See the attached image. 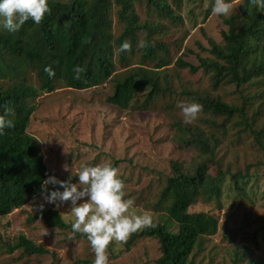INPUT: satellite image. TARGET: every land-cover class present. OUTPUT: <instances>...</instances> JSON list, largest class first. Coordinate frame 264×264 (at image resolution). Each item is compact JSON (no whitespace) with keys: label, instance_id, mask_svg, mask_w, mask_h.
I'll return each mask as SVG.
<instances>
[{"label":"rangeland","instance_id":"1","mask_svg":"<svg viewBox=\"0 0 264 264\" xmlns=\"http://www.w3.org/2000/svg\"><path fill=\"white\" fill-rule=\"evenodd\" d=\"M241 1L231 0L229 12L217 16L212 13L214 0H180L179 7L173 0H165L175 20L157 16L146 6V0L133 3L137 23L150 30L135 33L132 50L129 40L126 41L129 48L123 52L124 60H120L115 48V73L111 80L86 90H72L58 83L52 92L42 93L31 102L34 109L27 133L40 145L46 179L71 178V183H77L76 175L82 166L109 163L118 169V176L124 181L125 198L134 201L132 211L147 212L152 221L157 222L164 214L156 210V204L160 187L170 173V162L182 163L191 173L202 162L211 177L218 171L225 173L219 183V196L208 200L198 197L188 210L205 212L217 220L215 234L200 240L190 257L191 264H264V242H260L264 236V78L252 85H242L239 90L232 84L213 87L210 74L202 70L191 74L174 65L181 58L198 66V57H211L207 52L209 42L223 45L222 33L227 30L223 20L237 12ZM118 10L119 6L113 4V39L120 36L124 27ZM148 40L152 41L151 46L161 43L166 48V53L156 52L165 63L158 74L164 92L147 110L141 107L148 90L136 95L126 110L108 104L106 99L113 93L114 78L119 80L128 69L138 65L146 69L156 65V61L140 58L142 44ZM28 80L36 85L32 76ZM5 84L0 81L1 86ZM192 93H202L229 106L239 107L246 99L248 126L240 124L237 117L225 120L203 108L194 120L186 122L179 105L198 103ZM176 124L182 130L193 128V133L200 128L209 150L186 144L184 140L193 135L182 134ZM233 175L248 177L242 194L233 189ZM57 190L63 191L58 184H44L42 192L24 206L0 217V264H93L95 254L84 236L46 228L40 220L33 219L39 209H52L71 226V202H48L49 193ZM80 202L83 201L77 203ZM168 229L175 231L176 227L171 223ZM20 235L41 245L48 254L31 255L21 250L9 253L5 244L14 243ZM253 238L258 241L256 245ZM126 240L110 242L108 264H156L160 252L155 239H136L128 249Z\"/></svg>","mask_w":264,"mask_h":264},{"label":"trees","instance_id":"2","mask_svg":"<svg viewBox=\"0 0 264 264\" xmlns=\"http://www.w3.org/2000/svg\"><path fill=\"white\" fill-rule=\"evenodd\" d=\"M140 0H48L49 13L40 23L31 19L16 32L0 30V113L5 106L14 110V127L5 129L0 135V217L24 206L31 197L42 192L46 180V166L38 141L27 133L30 115L33 112L31 102L42 93L52 92L57 84L72 90H86L112 79L115 73L114 50L124 60L121 45L129 40L132 50L134 35L139 30H150L146 25L137 23L133 12V3ZM179 7L180 0H173ZM113 4L119 6L117 16L124 24L117 38L111 35L112 21L110 13ZM146 6L152 8L159 17L176 19L174 12L165 0H146ZM227 30L222 33L223 45L209 42L206 58L198 57V66L178 58L174 65L179 70L194 74L199 70L210 74L213 87L219 84H232L239 90L242 85H252L264 78V7H256L250 0H242L236 13L223 20ZM149 28V29H148ZM145 41L141 47L142 61H156L151 69L138 65L128 69L119 80L113 79V93L106 102L119 109L126 110L135 96L145 93L144 105L147 110L164 91L160 83L159 69L165 66L162 58L156 55L166 53L163 44L151 46ZM75 66L83 71L77 74ZM51 67L55 75L49 77L45 72ZM32 76L36 85L29 83ZM164 79V78H163ZM168 89H165V91ZM202 108L225 120L237 117L240 124L248 126L245 115L246 99L241 105L229 106L202 93H192ZM177 129L185 134L192 133L193 138L184 140L186 144L208 151L209 144L203 138L200 128ZM258 146L262 147L258 137ZM264 152V147H262ZM170 173L166 176L158 192L156 207L164 212L157 222L152 221L131 234L126 242L128 249L136 239H155L160 256L156 264H191L190 257L200 240L216 232L217 220L205 213H189L196 198L208 200L219 196V183L225 173L218 171L214 177L207 174L205 163L196 164L191 173L178 161L170 162ZM233 189L243 193L248 183L246 175H233ZM33 219L40 220L46 228L69 230L58 211L39 209ZM174 224L175 231L168 229ZM77 237L84 236L74 233ZM87 239V238H86ZM257 244L256 239H252ZM260 242H264L261 239ZM8 252L21 250L31 255H46L48 251L41 245L20 235L14 243H6ZM235 255V254H234ZM238 262L237 255H235ZM234 264V262H233ZM250 264H253L250 262Z\"/></svg>","mask_w":264,"mask_h":264},{"label":"clouds","instance_id":"3","mask_svg":"<svg viewBox=\"0 0 264 264\" xmlns=\"http://www.w3.org/2000/svg\"><path fill=\"white\" fill-rule=\"evenodd\" d=\"M250 2L256 7H264V0ZM231 7V0H214L212 13L226 15ZM49 11L48 0H0V27L10 33L16 32L29 19L33 23H40ZM120 47L123 51L129 48V44L125 42ZM74 71L78 78L83 69L75 66ZM45 72L49 77L55 75L51 67H46ZM179 107L186 122L194 120L202 110V105L195 102L182 103ZM13 116L14 110L5 106L0 113V135L5 134V129L14 127ZM76 176L77 183H71V178L61 181L55 176L47 177L45 184H58L63 189L51 191L48 202H71L73 233L86 235L95 254L93 264H108L107 248L110 242L124 241L136 231L150 226L152 217L147 212L136 214L132 211L134 201L125 198L124 181L118 176V169L111 164L82 166Z\"/></svg>","mask_w":264,"mask_h":264}]
</instances>
